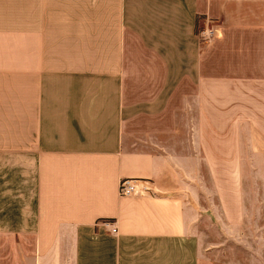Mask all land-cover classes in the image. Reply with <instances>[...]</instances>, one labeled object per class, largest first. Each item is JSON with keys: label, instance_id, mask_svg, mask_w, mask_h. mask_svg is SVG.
I'll return each instance as SVG.
<instances>
[{"label": "crops", "instance_id": "crops-1", "mask_svg": "<svg viewBox=\"0 0 264 264\" xmlns=\"http://www.w3.org/2000/svg\"><path fill=\"white\" fill-rule=\"evenodd\" d=\"M263 114L264 0H0V264H205Z\"/></svg>", "mask_w": 264, "mask_h": 264}, {"label": "rangeland", "instance_id": "rangeland-1", "mask_svg": "<svg viewBox=\"0 0 264 264\" xmlns=\"http://www.w3.org/2000/svg\"><path fill=\"white\" fill-rule=\"evenodd\" d=\"M257 123L264 132V114L257 117ZM253 134L255 140L264 135ZM259 162L241 165L242 194L237 203L228 162L217 163L214 177L207 165L209 190L201 197L207 211L199 225L205 264H264V167Z\"/></svg>", "mask_w": 264, "mask_h": 264}, {"label": "built area", "instance_id": "built-area-1", "mask_svg": "<svg viewBox=\"0 0 264 264\" xmlns=\"http://www.w3.org/2000/svg\"><path fill=\"white\" fill-rule=\"evenodd\" d=\"M214 32H215V27L213 21L207 19L204 28L199 31V36L203 41H207L212 39V37L214 36ZM150 190L152 189L149 186L148 181L136 182L131 179H123L119 184V193L123 196L140 195ZM105 224L110 225L111 223L109 221H105ZM111 230L113 232H116L117 228L112 227Z\"/></svg>", "mask_w": 264, "mask_h": 264}]
</instances>
